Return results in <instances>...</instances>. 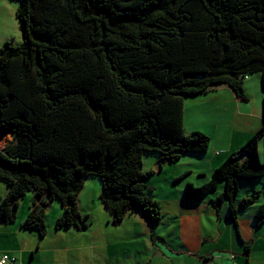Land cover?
Returning a JSON list of instances; mask_svg holds the SVG:
<instances>
[{
	"label": "trees",
	"instance_id": "16d2710c",
	"mask_svg": "<svg viewBox=\"0 0 264 264\" xmlns=\"http://www.w3.org/2000/svg\"><path fill=\"white\" fill-rule=\"evenodd\" d=\"M16 1L23 43L0 47V135H13L0 149V177L9 186L0 214L8 222L17 218L19 199L35 190L23 228L44 237L45 209L58 198L65 212L56 227L86 231L92 222L77 198L98 177L114 224L134 212L157 224L162 206L144 155L176 162L211 145L208 135L187 129L190 96L227 87L248 100L245 77L260 74L264 118V0ZM263 137L264 129L205 183L184 188L186 201H201L222 183L247 254L241 207L263 193L239 200V182L264 178ZM255 220L264 225V203Z\"/></svg>",
	"mask_w": 264,
	"mask_h": 264
},
{
	"label": "crops",
	"instance_id": "0c3cea01",
	"mask_svg": "<svg viewBox=\"0 0 264 264\" xmlns=\"http://www.w3.org/2000/svg\"><path fill=\"white\" fill-rule=\"evenodd\" d=\"M245 87L248 100H242L233 90L222 87L185 101L187 127L189 116L193 117L190 111L193 108H205L208 104L215 108L212 109V113L217 115L215 121L228 132L220 145L210 135L214 151L206 170L216 169L233 151L264 129L261 75L245 77ZM254 89H257L255 97L251 93ZM188 101H191V105ZM259 149L264 156V137L260 140ZM197 176L203 180L198 183L189 182L202 185L211 175L208 171L201 170ZM98 183L88 179L77 198L80 212L89 215L91 226L86 231H80L75 226L57 228L56 221L64 214L65 208L55 198L45 209L47 233L44 237L37 230L22 226L33 201L38 197V191H29L19 199L15 221L8 222L0 214V251L17 257V264H249L250 260L255 261V264H264L261 254L256 252L259 248L264 255V233H257L263 226L256 229V211L253 220L250 216L244 217V213L240 216L241 221L239 220L242 239H251L253 242V245H248L250 251L247 254L238 245L239 242L237 244L228 240L232 223L226 217L229 222L227 227L230 229L223 228L222 210L210 205L213 196H210L208 204L206 199L186 201L183 189L182 201L179 199L180 201L175 202L178 209L172 215L167 213L169 216L166 214L163 217L162 214L159 224L153 225L141 213L134 212L125 216L117 225L113 222L114 212L101 201ZM8 191V183L0 177V205ZM169 196L174 201L172 194ZM223 206L228 215L224 199ZM234 227L232 224V228ZM236 248L246 256L245 263H240L236 257L235 261L231 260L233 252H237Z\"/></svg>",
	"mask_w": 264,
	"mask_h": 264
},
{
	"label": "rangeland",
	"instance_id": "374dc122",
	"mask_svg": "<svg viewBox=\"0 0 264 264\" xmlns=\"http://www.w3.org/2000/svg\"><path fill=\"white\" fill-rule=\"evenodd\" d=\"M19 3L16 0H0V47H3L6 42L12 43V45H20L23 43V35L20 28V23L17 17V9H18ZM253 73H250L248 75H252ZM258 75V74H254ZM253 76V75H252ZM257 89H254L251 93L253 94V97L257 94ZM259 93V92H258ZM209 94V93H208ZM207 96V95H203ZM189 98H192L190 96ZM205 98V97H204ZM188 103L191 105V101H188ZM212 109H215L212 106L206 105L205 108L197 109L193 108L190 111V114H192V118L189 116L188 120V131H201L204 134L208 135L211 139V136L213 137L216 144L220 145L223 142L224 136L228 135V132L226 128L220 124H218L215 121V118H217V115H214L212 113ZM195 129V130H192ZM211 135V136H210ZM13 139V135L10 133H4L0 135V149L6 146L8 143H10ZM212 144V139H211ZM213 148L212 145H210L209 150L206 153L199 154V153H183L182 157L176 161L171 162L168 161H162V156L158 153H146L143 157V170L144 171H153L154 173L148 177V183H151V185L154 187V196L155 198L160 201L162 206V214L163 217L166 216L167 213L172 215L177 209L178 204L175 203L177 200L182 201V192L184 189L185 184H187L189 181H192L194 183H198L199 181H202L203 178H198L197 173L201 170L208 171L209 175H211L212 171L215 169L209 168V163L211 161V157L213 156ZM216 161V160H214ZM162 163V168L160 171H158V164ZM91 181L99 182L98 183V191L102 189L101 180L98 177H92L89 178ZM240 196L239 200H242L244 197L251 195L255 190H261L263 193L262 198L256 201L255 203L249 205L248 207H241V214L244 213V217H251L250 219L253 220L254 211H256L257 205L264 203V178L259 180H247V181H240ZM222 183H220L218 189L216 191H213L208 195L206 198V204L209 202L210 196H213V199L218 200L216 204L212 201L210 205L216 207V209L222 210V215L224 219L223 228L227 229L228 222L226 220V217L228 218V215L226 214V208L222 207L223 199L225 200L227 206H229L228 198L223 194V188H221ZM83 190V189H82ZM169 194H172V196L175 198L174 201L171 200V197ZM30 198L29 196H27ZM222 197V199H221ZM220 198V199H219ZM179 200V201H180ZM100 201V198H99ZM186 207V206H185ZM186 208L191 209V206H187ZM209 210V209H208ZM216 212V210H215ZM167 216H169L167 214ZM90 219V217H89ZM242 218H239L241 221ZM91 221V220H90ZM239 221V222H240ZM92 222V221H91ZM232 223V222H231ZM233 224V223H232ZM228 233L227 237L229 241H235L237 244L240 243V239L238 237L237 232L235 231L236 227L232 228ZM263 228L257 231V233L261 232L264 233V225H262ZM258 226L256 227V229ZM228 228L227 230H229ZM223 231V230H222ZM233 232V235H232ZM221 235H223L221 233ZM241 247L244 248L243 244ZM245 245H253V242L251 239L245 241ZM237 252H233L235 257L237 258V261L240 263H245L246 256L243 255L242 250L239 248H236ZM256 252H259L261 254V259L264 261V255H262V250L257 248ZM232 254L231 257H234ZM236 258L232 259V261H235ZM247 259V258H246ZM178 260V259H177ZM255 261H249V264H255Z\"/></svg>",
	"mask_w": 264,
	"mask_h": 264
},
{
	"label": "built area",
	"instance_id": "2783aa9c",
	"mask_svg": "<svg viewBox=\"0 0 264 264\" xmlns=\"http://www.w3.org/2000/svg\"><path fill=\"white\" fill-rule=\"evenodd\" d=\"M0 264H17V257L0 251Z\"/></svg>",
	"mask_w": 264,
	"mask_h": 264
},
{
	"label": "water",
	"instance_id": "95a60500",
	"mask_svg": "<svg viewBox=\"0 0 264 264\" xmlns=\"http://www.w3.org/2000/svg\"><path fill=\"white\" fill-rule=\"evenodd\" d=\"M157 168H158V170H160V168H161V163L160 162H159Z\"/></svg>",
	"mask_w": 264,
	"mask_h": 264
},
{
	"label": "clouds",
	"instance_id": "9594fccd",
	"mask_svg": "<svg viewBox=\"0 0 264 264\" xmlns=\"http://www.w3.org/2000/svg\"><path fill=\"white\" fill-rule=\"evenodd\" d=\"M161 220H162V219H161ZM160 222H161V221H160ZM160 222H159V223H160ZM255 222H256V220H255ZM159 223H157V224H159ZM154 225H156V224H154ZM256 225H257V223H256Z\"/></svg>",
	"mask_w": 264,
	"mask_h": 264
}]
</instances>
